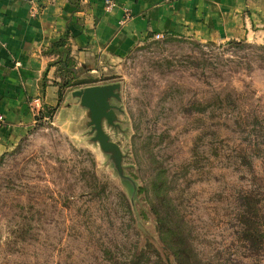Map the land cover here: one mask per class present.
I'll use <instances>...</instances> for the list:
<instances>
[{"label": "rangeland", "instance_id": "obj_1", "mask_svg": "<svg viewBox=\"0 0 264 264\" xmlns=\"http://www.w3.org/2000/svg\"><path fill=\"white\" fill-rule=\"evenodd\" d=\"M155 36L90 80L120 86L122 175L71 97L88 77H43L56 105L0 152V264H264V27Z\"/></svg>", "mask_w": 264, "mask_h": 264}, {"label": "crops", "instance_id": "obj_2", "mask_svg": "<svg viewBox=\"0 0 264 264\" xmlns=\"http://www.w3.org/2000/svg\"><path fill=\"white\" fill-rule=\"evenodd\" d=\"M76 2L0 0V152L29 131L31 100L56 105L58 87L42 79L59 61L94 79L151 35L235 41L264 27V0H118L110 13L103 0Z\"/></svg>", "mask_w": 264, "mask_h": 264}, {"label": "water", "instance_id": "obj_3", "mask_svg": "<svg viewBox=\"0 0 264 264\" xmlns=\"http://www.w3.org/2000/svg\"><path fill=\"white\" fill-rule=\"evenodd\" d=\"M119 84L93 85L83 87L71 92V97L79 102V106L86 110L88 116L87 125L94 134L92 140L97 143L100 150L110 155L114 161L119 175H122L120 166L121 152L117 144L110 141L109 136L103 130V122L113 126L116 119V107L111 100L119 99Z\"/></svg>", "mask_w": 264, "mask_h": 264}, {"label": "trees", "instance_id": "obj_4", "mask_svg": "<svg viewBox=\"0 0 264 264\" xmlns=\"http://www.w3.org/2000/svg\"><path fill=\"white\" fill-rule=\"evenodd\" d=\"M231 43H235L234 41ZM65 42L59 41L57 43H54L51 45V48H59L61 46H64ZM56 65V76L59 79H63L64 80V84L65 85V78H67V76H70L72 80H81V71L78 69H74V65L71 63V61L65 60L63 62L59 61L58 63L55 64ZM91 78H86L80 81V83H78L79 85H89V84H93V82H90ZM63 85L61 87H63ZM66 86V85H65Z\"/></svg>", "mask_w": 264, "mask_h": 264}, {"label": "built area", "instance_id": "obj_5", "mask_svg": "<svg viewBox=\"0 0 264 264\" xmlns=\"http://www.w3.org/2000/svg\"><path fill=\"white\" fill-rule=\"evenodd\" d=\"M33 12H34V13H37V10L34 9ZM155 37H156L157 39H159V38H161L162 36H161V35H156Z\"/></svg>", "mask_w": 264, "mask_h": 264}]
</instances>
